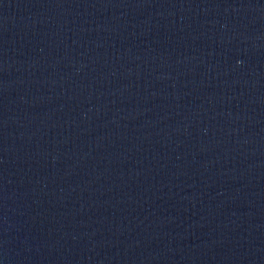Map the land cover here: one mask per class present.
I'll use <instances>...</instances> for the list:
<instances>
[{
    "label": "water",
    "instance_id": "1",
    "mask_svg": "<svg viewBox=\"0 0 264 264\" xmlns=\"http://www.w3.org/2000/svg\"><path fill=\"white\" fill-rule=\"evenodd\" d=\"M0 264H264V0H0Z\"/></svg>",
    "mask_w": 264,
    "mask_h": 264
}]
</instances>
